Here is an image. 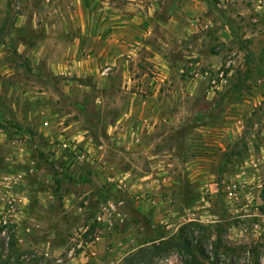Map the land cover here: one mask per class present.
<instances>
[{
  "label": "rangeland",
  "instance_id": "1",
  "mask_svg": "<svg viewBox=\"0 0 264 264\" xmlns=\"http://www.w3.org/2000/svg\"><path fill=\"white\" fill-rule=\"evenodd\" d=\"M15 4L0 264H264V0Z\"/></svg>",
  "mask_w": 264,
  "mask_h": 264
},
{
  "label": "trees",
  "instance_id": "2",
  "mask_svg": "<svg viewBox=\"0 0 264 264\" xmlns=\"http://www.w3.org/2000/svg\"><path fill=\"white\" fill-rule=\"evenodd\" d=\"M157 240L161 242V244L156 245L155 246L156 248H159V249L167 248L168 249L170 247H176L184 251L185 255L188 256V258L184 259V264H204V263H201L200 257H197L198 254L200 255L202 254V250L199 249L200 246L190 245L186 238H182L181 236L177 235V237L166 239L164 238V236H162V237H157L151 240L150 242L152 243V245H154V242Z\"/></svg>",
  "mask_w": 264,
  "mask_h": 264
},
{
  "label": "built area",
  "instance_id": "3",
  "mask_svg": "<svg viewBox=\"0 0 264 264\" xmlns=\"http://www.w3.org/2000/svg\"><path fill=\"white\" fill-rule=\"evenodd\" d=\"M44 126H48V122H43ZM117 188L121 189L124 186V183L122 180H118L117 182ZM136 200H140L141 196L137 195L135 196ZM117 210V206L116 203L113 200H107L106 202L102 203L99 207V215H98V220H100V215H103L105 213H116ZM103 238V234L99 233V234H95L93 240L91 241V243H99ZM72 253V252H71Z\"/></svg>",
  "mask_w": 264,
  "mask_h": 264
},
{
  "label": "water",
  "instance_id": "4",
  "mask_svg": "<svg viewBox=\"0 0 264 264\" xmlns=\"http://www.w3.org/2000/svg\"><path fill=\"white\" fill-rule=\"evenodd\" d=\"M17 1H19V0H17ZM16 9H17V4H15L13 6L12 10L10 11V13H9V15L7 17V21H6L5 25H4V29L0 33V41L3 40L7 36L8 32H9L11 24H12V21H13L14 16H15Z\"/></svg>",
  "mask_w": 264,
  "mask_h": 264
}]
</instances>
